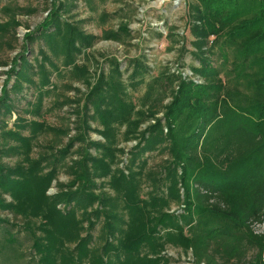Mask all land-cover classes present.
Returning <instances> with one entry per match:
<instances>
[{
	"label": "trees",
	"instance_id": "trees-1",
	"mask_svg": "<svg viewBox=\"0 0 264 264\" xmlns=\"http://www.w3.org/2000/svg\"><path fill=\"white\" fill-rule=\"evenodd\" d=\"M18 1L39 0H0V51L15 50L18 17L37 13ZM43 1L45 18L0 62V232L16 226L3 213L21 219L35 264H168L166 245L191 250L195 264H264V233L250 230L264 222V0H186L183 34L165 39L195 60L189 75L144 54L124 64L99 55L90 73L87 52L126 44L128 25L97 37L77 20L78 0ZM63 80L84 92L56 95ZM51 97L70 112L63 128L39 121ZM44 135L53 140L40 146ZM154 154L164 159L150 169ZM181 202L187 227L167 214ZM13 243L0 240V256Z\"/></svg>",
	"mask_w": 264,
	"mask_h": 264
},
{
	"label": "rangeland",
	"instance_id": "rangeland-1",
	"mask_svg": "<svg viewBox=\"0 0 264 264\" xmlns=\"http://www.w3.org/2000/svg\"><path fill=\"white\" fill-rule=\"evenodd\" d=\"M159 1L160 0H106L102 3L100 0H91V3H88L87 0H78V9L76 11L78 16L77 20L82 22L81 27L87 34L100 37L103 31L116 30L121 23H126L131 32V40L124 45L108 41H98L93 48L87 52L85 60L81 61L80 64L87 65L90 69V73H93L96 69L94 60H98L99 55L115 57L124 64L127 58H134L144 54L147 57L149 66L154 69L160 66H169L172 70L179 69L184 75H189L190 67H195L197 65L195 60L192 59L189 54H184L182 58L179 57L180 45L171 46L170 41L165 39L168 33L167 31L170 28H174V34L178 36L183 34L185 28V7L173 9L168 4H161ZM8 5L9 4L6 2H0V9ZM13 6L19 8L31 7L37 9V13L29 17H18V21L21 24L16 31L18 43L17 45L13 44L15 48L14 51H8L6 49L0 51L1 63L9 64L11 60H13L18 52L19 46L22 44L24 35L28 32L27 29L30 31L34 30L46 16V5L43 0L30 2L18 1L14 3ZM103 14L109 17L104 23L100 20V16ZM2 21L3 16L0 14V22ZM158 33L162 34V38H158ZM185 46L187 51L192 50L189 45V40L185 42ZM6 70V68H0V71ZM4 81L5 77L2 76L0 78V90ZM70 85L84 92V87L81 84H71L69 81L63 80L58 84L59 87L56 95H62L72 99L74 93L67 91ZM141 93L142 92H137L135 95L139 96ZM55 98L51 97L46 99L45 110L50 109V111L44 113L42 119L39 121L44 122L52 128H63L67 125V119H69L68 114L70 112L68 111V107H64L60 110H53L51 105ZM73 120V118H70V122H73ZM71 135H73V132ZM91 138L93 140L100 139L95 134H92ZM52 140L53 137L51 135H44L39 138V144L40 146H45L52 142ZM65 142L66 140H64V143ZM133 145L134 143H129L127 147L130 148ZM36 152L35 150L34 156ZM162 159H164V157L157 154L152 155L149 168L154 169L161 163ZM126 174L125 172V175ZM179 174L178 177H180ZM68 180V176H66L64 172H60L57 181L59 183H67ZM57 192L58 188L56 182H53L47 190L46 195L52 197ZM148 193L149 191H147V188L143 186L140 200L147 201ZM150 195L151 194H149V196ZM167 214L170 216L173 215L178 221L183 222V219L187 215L185 205L182 202L176 205L171 204ZM2 217L9 219V223L16 226H5L6 228H3L0 232V240L2 242L7 239L8 233L15 239V243L11 246L13 251L9 252L7 248L0 256V264H35V262H37V257H35L31 248V237L22 229L23 221L21 219L14 220L11 215L6 213H3ZM183 225L185 227L188 226L184 222ZM250 230L253 235H261L264 233V222H262V224H253L250 226ZM183 234L185 235V233ZM254 254L253 250H249L244 258L245 263L251 262ZM159 256L165 257L164 260H166L168 264H195L191 250H189L187 254H182L179 248H174L169 245L164 247V250ZM262 261H264V259H262Z\"/></svg>",
	"mask_w": 264,
	"mask_h": 264
},
{
	"label": "built area",
	"instance_id": "built-area-1",
	"mask_svg": "<svg viewBox=\"0 0 264 264\" xmlns=\"http://www.w3.org/2000/svg\"><path fill=\"white\" fill-rule=\"evenodd\" d=\"M161 4H168L173 9L185 7V0H160Z\"/></svg>",
	"mask_w": 264,
	"mask_h": 264
}]
</instances>
